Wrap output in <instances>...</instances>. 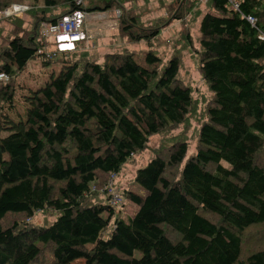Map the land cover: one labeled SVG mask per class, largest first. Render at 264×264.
<instances>
[{
  "label": "trees",
  "instance_id": "1",
  "mask_svg": "<svg viewBox=\"0 0 264 264\" xmlns=\"http://www.w3.org/2000/svg\"><path fill=\"white\" fill-rule=\"evenodd\" d=\"M10 1L0 0V11ZM120 1L43 0L60 10L40 12L33 35L0 53L8 77L0 80V264H35L45 252L50 264H264V0H205L196 55L212 100L196 152L188 156L179 140L137 168L133 181L145 194L124 189L136 206L127 221L113 219L120 206L98 188L193 110L191 89L177 79L180 61L159 68L154 51L123 50L103 63H69L58 57H72L84 40L56 52L39 35L42 21ZM120 29L131 42L159 34L125 21ZM37 59L59 62L58 70L34 86L10 83ZM44 210L57 213L51 224H29ZM11 215L25 222L4 224Z\"/></svg>",
  "mask_w": 264,
  "mask_h": 264
},
{
  "label": "rangeland",
  "instance_id": "2",
  "mask_svg": "<svg viewBox=\"0 0 264 264\" xmlns=\"http://www.w3.org/2000/svg\"><path fill=\"white\" fill-rule=\"evenodd\" d=\"M204 2L205 0H121L109 11L91 12L92 14L89 15L88 19L86 40L73 51L72 57L68 54L58 57L69 63L77 59L85 61L87 57L103 63L108 54L127 50L133 52L136 56H140L146 50H150L154 51L159 57L160 64L158 67L160 68L171 57L176 56L180 61L177 79L192 91L195 106L191 113L179 125L172 127L171 130L150 136L146 148L127 161L119 175L113 180L114 190L120 197V212L113 219L119 217L127 221L135 212L136 206L125 199L122 193L128 189L142 196L145 194L134 183L133 177L137 168L145 165L155 153L165 155L167 146L177 143L179 140L187 145L188 156L196 152L198 130L202 123L206 121V107L210 105L212 100V94L200 75L199 61L196 55L199 47V15L200 12L205 10ZM185 4H187V10H184ZM12 5H26L28 9L25 13L22 12L17 16L13 15L14 18H9V15L5 14V10ZM3 8L0 11V53L12 38L22 37L26 39V37L33 35V29L38 20L36 17L40 16V12L49 16L60 10L58 8L44 9L43 0H27L24 2L22 0H12ZM178 12L182 15L180 19L175 18ZM83 16L85 19L86 15ZM131 19L136 22L133 23L134 21ZM123 21L126 22V25L132 23V30H135L136 33H144L157 28L159 34L148 42L146 40L131 42L120 29ZM1 61L2 59L0 63ZM58 63L47 67L43 66L40 60H33L27 64L24 72L15 76L13 81L10 80V83L16 88L17 86L21 87V85L34 86L47 78L51 69L58 70ZM22 92L23 89H21ZM21 93L15 94L16 97H19ZM18 111L23 112L21 101L16 104V108L11 111V115L15 118ZM111 177L112 175H109L106 181ZM98 190H103L110 197L108 191L104 189V185L99 186ZM56 216L57 213L52 210L38 211L28 221L31 225L41 227L51 224ZM13 220L21 223L25 222L23 217L11 215L6 217L4 224L12 223ZM134 255L138 256L139 253L135 252ZM35 264H50V255L45 252V255ZM74 264H81V261Z\"/></svg>",
  "mask_w": 264,
  "mask_h": 264
},
{
  "label": "built area",
  "instance_id": "3",
  "mask_svg": "<svg viewBox=\"0 0 264 264\" xmlns=\"http://www.w3.org/2000/svg\"><path fill=\"white\" fill-rule=\"evenodd\" d=\"M28 7L26 5H12L11 7L5 10V14L9 15L8 17H15L22 12L25 13ZM15 15V16H13ZM85 15L83 12L74 11L68 15H64L54 23H48L42 21L39 25V35L42 39L45 40V43L48 41H53L54 50L56 52L66 51L75 46L80 41L85 40V35L83 33V20ZM250 21H253L251 17H248ZM49 44V42H48ZM54 50H38L37 53L44 54L46 58H51L55 55ZM7 76L3 73H0V80H7ZM112 177L108 179L104 189L108 191L110 197L108 199V204L110 207L115 210L119 209L120 206V197L118 193L114 190L113 180L115 175L111 174Z\"/></svg>",
  "mask_w": 264,
  "mask_h": 264
},
{
  "label": "crops",
  "instance_id": "4",
  "mask_svg": "<svg viewBox=\"0 0 264 264\" xmlns=\"http://www.w3.org/2000/svg\"><path fill=\"white\" fill-rule=\"evenodd\" d=\"M90 14H92L91 12L90 13H85V15H86V18L83 20V27H84V30H83V33H84V35H85V40H86V37H87V26H88V23H89V15ZM84 40V41H85ZM49 42V45H51L52 47L54 46L53 45V41L51 40V41H48Z\"/></svg>",
  "mask_w": 264,
  "mask_h": 264
}]
</instances>
